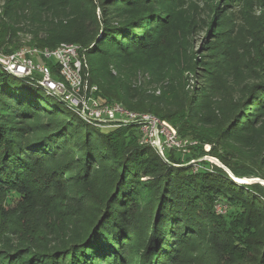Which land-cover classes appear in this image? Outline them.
<instances>
[{
	"label": "trees",
	"instance_id": "obj_1",
	"mask_svg": "<svg viewBox=\"0 0 264 264\" xmlns=\"http://www.w3.org/2000/svg\"><path fill=\"white\" fill-rule=\"evenodd\" d=\"M144 1L99 0L98 17L94 0H0L4 52L79 44L99 98L156 115L173 124L180 138L196 141L190 152L166 147L162 155L143 141L140 125H94L0 64V244L9 247L0 248V264H124L131 254L128 238L141 224L130 209L140 200L147 203L142 220L148 227L141 264H181L195 238L206 240L213 264H264V185L239 182L207 160L190 163L213 154L236 177L264 178L263 159L251 165L226 145L228 155L215 147L197 153L199 143L239 140L262 126L261 117L255 125L235 124L248 107L264 109V81L250 87L226 125L207 134L209 119L201 113L200 96L186 89L175 49L167 50L169 64L158 55L166 52L171 21L136 16L132 8ZM106 2L130 17L114 22ZM47 63L61 79L58 67ZM5 196L13 205L4 204ZM221 198L234 202L227 215L216 211ZM9 234L15 239L9 241Z\"/></svg>",
	"mask_w": 264,
	"mask_h": 264
},
{
	"label": "rangeland",
	"instance_id": "obj_2",
	"mask_svg": "<svg viewBox=\"0 0 264 264\" xmlns=\"http://www.w3.org/2000/svg\"><path fill=\"white\" fill-rule=\"evenodd\" d=\"M94 1L96 15L100 17L102 8L99 0ZM82 2L74 0L75 5H81ZM110 3L106 2L104 5L108 12L115 15L114 22L130 17V15L120 16L121 12L118 11L114 13L113 7L118 4ZM132 9L136 16L145 15L146 18H150V22H153L155 17L161 19L169 17L171 22L166 28V52L162 51L158 55L169 64L172 57L167 50L175 49L172 51L184 67L186 89L200 96L201 113L209 119V123L205 126L207 134L210 135L227 124L231 115L239 109V104L248 96L250 87L264 81V0H145L143 3L137 2ZM152 26L157 25L155 26L154 23ZM160 92L161 88L157 87L155 93L159 95ZM243 114H246V117L243 115L242 120L237 121L235 127L242 124L255 125L258 117H261L259 120L261 123L257 125L262 126H257L255 131L242 134L239 140L216 138L214 144L199 143L201 148L197 153L200 155L203 151H212V147L213 149L215 147V152L227 154L226 151L224 152L226 145L233 156L247 160L251 165L264 160V109L248 107ZM166 122L175 129L180 138L177 128L169 121ZM182 152H190L189 147ZM214 159L224 164L213 154H202L190 163L196 165L203 160L215 163ZM248 179H254L251 182H255V179L264 182V178L259 177ZM3 202L13 205L11 196H5ZM233 205L234 202L228 204L221 198L215 208L218 214L227 215ZM146 206L147 203L140 200L130 209L134 214L135 222L137 220L141 224L135 226L136 231L128 238L127 251L131 254L124 259V264L142 263L141 251L148 231L142 220L147 215ZM13 208L15 209V205ZM13 217L16 219L17 216L13 215ZM25 226L27 234L31 228L27 223ZM14 239L12 234L8 235L9 241ZM188 245L181 264H213V258L206 250V240L195 238ZM0 248L9 247L0 244ZM197 250L201 251L196 252Z\"/></svg>",
	"mask_w": 264,
	"mask_h": 264
},
{
	"label": "built area",
	"instance_id": "obj_3",
	"mask_svg": "<svg viewBox=\"0 0 264 264\" xmlns=\"http://www.w3.org/2000/svg\"><path fill=\"white\" fill-rule=\"evenodd\" d=\"M0 61L7 66L2 65L4 69L13 75L17 76L12 69L19 68L27 75L39 77L38 85L65 101L83 119L94 125L100 127L140 125L144 133L143 141L151 142L156 147L160 144L163 150H159L158 147L157 149L162 155L166 147L186 151L188 145L196 143L179 138L175 129L156 115L131 111L120 103H107L99 98L98 86L90 83L87 77L88 72L85 71L87 62L79 44L62 42L54 48H20L1 56ZM47 61H52L58 67L61 79L53 75Z\"/></svg>",
	"mask_w": 264,
	"mask_h": 264
},
{
	"label": "water",
	"instance_id": "obj_4",
	"mask_svg": "<svg viewBox=\"0 0 264 264\" xmlns=\"http://www.w3.org/2000/svg\"><path fill=\"white\" fill-rule=\"evenodd\" d=\"M17 50H18V49H17ZM14 51H16V50H14ZM14 51H12V52H14ZM12 52H4L2 49H0V57H1V56H4V55H7V54H10V53H12ZM0 64L3 65V66H6V65H4L1 61H0ZM6 67H7V66H6ZM12 70H13L14 73L17 74V76L22 77V78H26V79H29V80H32V81L38 83L37 80H39V77H37L36 75H27L25 72H23V70H21V69H19V68H15V69H12ZM156 140H157V138H156ZM157 147H158L159 150H163L162 147L160 146V144H158ZM163 155H164V154H163ZM214 162H215L217 165L223 167L226 171H228V172L230 173V175L232 176V178H234L235 180H241V179H242V178L236 177V176L232 173V171H231L229 168H227L224 164L220 163L219 161H217V160H215V159H214ZM241 181H242V180H241ZM243 182L249 183V182H251V181H243ZM255 182H261L262 184H264V182H263L261 179H257V180H255Z\"/></svg>",
	"mask_w": 264,
	"mask_h": 264
},
{
	"label": "bare ground",
	"instance_id": "obj_5",
	"mask_svg": "<svg viewBox=\"0 0 264 264\" xmlns=\"http://www.w3.org/2000/svg\"><path fill=\"white\" fill-rule=\"evenodd\" d=\"M248 179V178H247ZM247 179H241L242 181H248ZM256 180V179H255ZM250 181H253V180H250ZM263 181V180H262Z\"/></svg>",
	"mask_w": 264,
	"mask_h": 264
}]
</instances>
